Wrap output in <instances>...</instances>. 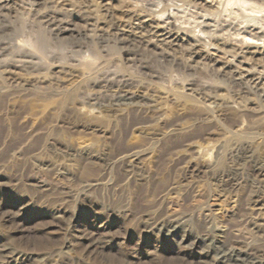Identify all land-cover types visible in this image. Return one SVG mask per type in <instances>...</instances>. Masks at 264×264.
Here are the masks:
<instances>
[{"label":"rangeland","instance_id":"374dc122","mask_svg":"<svg viewBox=\"0 0 264 264\" xmlns=\"http://www.w3.org/2000/svg\"><path fill=\"white\" fill-rule=\"evenodd\" d=\"M32 1L0 8V264H264V80L139 42L125 11L262 45L264 0Z\"/></svg>","mask_w":264,"mask_h":264},{"label":"bare ground","instance_id":"6f19581e","mask_svg":"<svg viewBox=\"0 0 264 264\" xmlns=\"http://www.w3.org/2000/svg\"><path fill=\"white\" fill-rule=\"evenodd\" d=\"M56 1V0H55ZM64 1V0H63ZM93 1V0H92ZM95 1V0H94ZM115 0H100L97 4V2L95 3L94 8H96L95 10H97V8L99 7V5L101 3L104 4H110L111 2H114ZM193 1V0H192ZM196 1V0H195ZM198 1V0H197ZM203 1L204 3H206V5L210 6V7H214L215 9H220L221 5L224 3H226V5L229 6V3H231L232 0H200ZM234 1V0H233ZM239 2H241L242 4H246V0H238ZM33 3H36V0L32 1ZM57 2V1H56ZM59 2V1H58ZM147 1H144V4ZM149 2V1H148ZM153 3V1H151ZM155 2V1H154ZM38 3V2H37ZM150 3V2H149ZM159 3V2H158ZM196 2H194V4H190V5H195ZM7 4V0H0V8L3 7H7L5 6ZM32 4V3H31ZM57 4V3H56ZM121 4V2L119 3ZM133 4V3H132ZM136 4L138 5V3L135 2V5L129 6L125 9L126 13H128L127 18L129 17V20H131V27H133V29L138 30L139 33L141 34V36H139L141 39H137V38H133V39H137L139 40V42H142L143 40L145 42H147L149 44V42H156L157 44L160 45H174L177 44L178 42H189V44L192 46V48L195 50V52L197 53H204L206 55V57L212 61V63H214L215 65L218 66V70L219 71H223L226 69H232V75H233V79H235V82H240V83H244V81H249L251 82L250 84L252 85V83L255 84V86L262 80H264V63H262V61L264 60V52H263V44H260V40H262V38L260 37V33L262 32V30L260 29V27H255L254 25H250V27L243 28L240 26L236 27L235 29V33L234 35H232L231 37L228 36V39H222L217 33L219 32V30L217 29H213L212 26L213 25V21H211V19L208 18H204L206 17L207 13L204 14L205 16L203 17V20L199 21V23L197 24V26H199V29L197 30L198 32H194V30L192 32H188V30L183 31L182 27L179 26L181 25L180 23H174L173 20L171 19L174 16V13L171 14L173 12V10L171 11L170 15H167L165 17H158V14L161 13L159 11V13H157L155 9H153L152 7H150L149 5H147L148 7H150L151 10L147 11V13H145L144 11L136 10ZM160 4V3H159ZM175 4V3H173ZM188 4V3H186ZM241 4V5H242ZM250 4V3H249ZM34 5V4H33ZM103 5V4H101ZM163 5V4H161ZM180 5V4H178ZM253 5V4H252ZM106 6V5H105ZM110 6V5H109ZM140 6V4H139ZM146 6V9H147ZM158 6V4H157ZM177 6V5H175ZM186 6V5H184ZM183 6V7H184ZM225 6V5H224ZM107 7V6H106ZM179 6H177V9ZM196 7V6H194ZM227 7V6H226ZM244 7V6H243ZM92 8V9H94ZM100 8V7H99ZM145 8V6H144ZM160 8V6H159ZM158 8V9H159ZM186 8V7H185ZM191 8V6H190ZM188 8V10L190 9ZM193 8V7H192ZM191 8V9H192ZM233 8V7H232ZM61 9V8H60ZM109 9V7H108ZM107 9V10H108ZM153 9V10H152ZM157 9V11H158ZM184 9V8H183ZM187 9V8H186ZM185 9V10H186ZM223 9V8H222ZM250 9V8H249ZM252 9V8H251ZM1 10V9H0ZM62 10V9H61ZM69 10V9H68ZM71 10V9H70ZM106 10V11H107ZM166 10V9H165ZM163 10V11H165ZM180 10H182V8H180ZM231 10V9H230ZM245 10V9H244ZM67 11V10H66ZM91 12L94 10H90ZM176 11V10H175ZM187 11V10H186ZM195 11V10H193ZM213 11V9H212ZM229 11V10H228ZM179 12V11H178ZM198 11H196L197 14ZM200 12V11H199ZM215 12V10L213 11ZM236 12V11H235ZM166 13V12H164ZM183 13V12H182ZM195 13V12H194ZM201 13V12H200ZM210 13V12H209ZM212 13V12H211ZM219 13V12H218ZM223 13V12H222ZM162 14V13H161ZM214 14V13H213ZM227 14V13H226ZM177 15V14H176ZM181 15V14H180ZM202 15V14H199ZM198 15V16H199ZM208 16V15H207ZM211 16V15H210ZM216 16V14H215ZM212 17V16H211ZM217 17V16H216ZM210 18V17H209ZM225 18V17H222ZM221 18V19H222ZM175 19V18H174ZM178 19V18H177ZM216 19V18H215ZM253 19V18H252ZM127 19H125V23ZM200 20V19H199ZM224 20V19H223ZM223 20H221L223 22ZM228 20V19H227ZM198 21V19L196 20ZM215 21V20H214ZM129 22V21H128ZM213 22V23H211ZM220 22V21H219ZM218 22V23H219ZM228 22V21H226ZM233 22V21H232ZM241 22V21H240ZM253 22V21H252ZM244 23V22H243ZM222 24V23H220ZM227 24V23H226ZM249 23H247L246 25H248ZM58 25V24H57ZM183 25V24H182ZM196 25V24H195ZM193 25V26H195ZM219 24H215L213 25V27H217ZM229 25V24H228ZM226 25V27L228 26ZM60 26V25H58ZM62 26V25H61ZM65 26V25H64ZM130 26V25H129ZM221 26V25H220ZM219 26V27H220ZM223 26V25H222ZM235 26V25H234ZM237 26V25H236ZM245 26V25H244ZM68 27V26H67ZM67 27H58V32L59 33H66L69 32L70 29ZM120 27V26H119ZM123 27V26H122ZM247 27V26H246ZM57 28V27H56ZM196 27H194L193 29H195ZM198 28V27H197ZM212 28V29H211ZM221 28V27H220ZM230 28V27H228ZM226 28V29H228ZM117 29V28H116ZM121 29V28H120ZM186 29V28H185ZM207 29V30H206ZM119 30V29H117ZM115 30V32L117 31ZM124 31V28L122 29ZM126 30V28H125ZM128 30V28H127ZM126 30V31H127ZM132 30V29H131ZM135 30H133L135 32ZM208 30H211L210 32H206ZM225 31V29H223ZM222 30V33L224 34ZM230 30V29H229ZM232 30V29H231ZM230 30V31H231ZM131 31V32H133ZM191 31V30H189ZM241 31V32H240ZM118 32V31H117ZM226 32V31H225ZM228 32V30H227ZM234 32V31H233ZM230 32V33H233ZM124 33V32H123ZM129 33V31H128ZM137 33V32H136ZM180 33H184L183 36H181ZM221 33V32H220ZM221 33V34H222ZM244 33V34H242ZM132 34V33H131ZM222 34V35H223ZM229 35V33H227ZM117 35V34H116ZM122 35V34H121ZM139 35V34H137ZM262 35V33H261ZM127 36V34H126ZM135 36V35H133ZM201 36H204L206 39L202 40L204 41L203 43L200 42ZM227 36V35H225ZM264 36V35H263ZM129 37V35H128ZM146 37V38H144ZM123 38H127V37H123ZM144 38V39H143ZM119 39V38H118ZM130 38H128L129 40ZM132 39V40H133ZM126 40V39H125ZM141 40V41H140ZM124 41V40H123ZM125 42V41H124ZM147 44V45H148ZM180 44V43H179ZM244 44H248V47L244 46ZM146 45V44H144ZM184 45V44H183ZM169 46V47H170ZM180 46V45H177ZM190 47V46H188ZM261 47V48H260ZM156 48V47H155ZM191 48V49H192ZM190 49V48H189ZM167 51V50H165ZM188 51V50H187ZM163 54L165 55V52L162 50ZM194 52V51H192ZM190 54V53H189ZM194 54V53H193ZM192 55V54H191ZM196 55V54H195ZM193 56V55H192ZM205 57V58H206ZM190 59V55L188 57ZM193 58V57H192ZM202 58V57H200ZM203 59V58H202ZM187 60V59H186ZM191 60V59H190ZM205 60V59H204ZM189 61V60H188ZM194 61V60H193ZM208 62V61H207ZM262 64H261V63ZM264 62V61H263ZM209 63V62H208ZM211 64V63H210ZM256 66L253 67V66ZM191 67V66H190ZM215 67V66H214ZM213 68V67H212ZM216 68V67H215ZM217 69V68H216ZM217 74V70L215 71ZM220 73V72H219ZM226 73V72H225ZM228 74H224V75H229V71L227 72ZM219 75V74H218ZM231 75V77H232ZM221 76V74H220ZM228 77V76H226ZM237 82V83H238ZM245 82V83H246ZM263 82V81H262ZM244 83V84H245ZM248 83V82H247ZM249 84V85H250ZM264 84V83H263ZM248 85V84H247ZM254 86V87H255ZM261 86V84H260ZM123 87V86H122ZM249 87V86H248ZM264 87V86H263ZM262 87V88H263ZM251 88V86H250ZM261 88V87H260ZM118 89V88H117ZM122 89V88H121ZM118 89V90H121ZM255 89V88H254ZM257 89V87H256ZM124 91V90H123ZM126 91V90H125ZM260 91V90H259ZM127 92V91H126ZM255 92V91H254ZM259 94L261 95V92H259ZM264 94V93H263ZM128 95V94H127ZM127 95L125 94H120L119 93V97H126ZM132 96V95H131ZM130 96V98H131ZM115 97V96H114ZM126 98H129L128 96ZM121 99V98H120ZM131 100V99H130ZM116 101V100H115ZM127 101V100H126ZM122 102V101H121ZM124 102V100H123ZM116 103V102H115ZM120 103V102H119ZM114 104V103H113ZM246 147V146H245ZM243 149V148H242ZM251 151V150H250ZM249 152V150H248ZM234 155V154H233ZM245 156V155H244ZM236 157V155H235ZM253 161V160H252ZM257 161V160H256ZM255 163V162H254ZM259 163V162H257ZM256 163V164H257ZM235 166V165H234ZM254 166V165H253ZM262 166V165H261ZM230 167V166H228ZM234 168V167H232ZM222 170V169H221ZM260 170V168H259ZM239 171V170H238ZM238 173V172H237ZM226 174V173H225ZM228 174V173H227ZM217 175V174H216ZM239 175V174H238ZM232 176H230L231 178ZM224 179V178H223ZM231 180V179H230ZM235 180V179H234ZM237 180V179H236ZM229 183V182H228ZM227 183V184H228ZM231 183V182H230ZM234 184V183H233ZM251 184V183H250ZM255 184V183H254ZM259 185V184H258ZM229 187V186H228ZM264 188V187H263ZM261 189V188H260ZM258 190V189H257ZM257 195V194H256ZM262 218V217H261ZM264 218V217H263ZM261 220V219H260ZM264 220V219H262ZM256 223V222H255ZM258 223V222H257ZM256 223V224H257ZM263 223V222H262ZM261 224V221H260ZM259 224V226H260ZM262 225V224H261ZM211 242V241H210ZM213 243V242H212ZM217 244V243H216ZM221 244V243H220ZM224 244V243H223ZM213 245V244H212ZM226 245V244H225ZM219 247V246H218ZM224 247V246H223ZM222 247V248H223ZM228 247V246H227ZM255 247V246H254ZM217 248V247H216ZM229 248V247H228ZM256 248V247H255ZM222 251H224L223 253H225V255L229 256V259L231 261L232 264H256L258 262H254L252 260H248L247 258L240 256L238 254V256H235L232 251L228 250V249H222ZM235 251V250H234ZM248 251V250H247ZM218 252V251H217ZM221 252V251H220ZM235 253V252H234ZM249 253V252H247ZM252 253V252H251ZM222 255V253H220ZM250 254V253H249ZM254 254V253H253ZM252 254V255H253ZM250 256V255H249ZM219 257V256H218ZM224 257V256H223ZM259 256H257L258 258ZM256 258V257H255ZM221 260V259H220ZM223 260V259H222ZM224 261V260H223ZM228 262V258L227 261ZM230 263V262H228ZM227 263V264H228Z\"/></svg>","mask_w":264,"mask_h":264}]
</instances>
